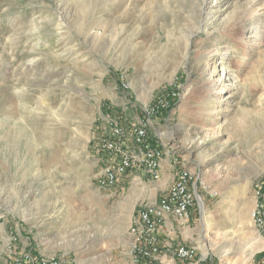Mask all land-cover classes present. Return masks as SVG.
Masks as SVG:
<instances>
[{
	"label": "rangeland",
	"instance_id": "rangeland-1",
	"mask_svg": "<svg viewBox=\"0 0 264 264\" xmlns=\"http://www.w3.org/2000/svg\"><path fill=\"white\" fill-rule=\"evenodd\" d=\"M212 1L0 0V221L24 237L20 252L133 264V202L99 186L96 145L109 141L106 116L129 150L131 125L148 133L143 119L162 113L164 154L197 179L196 263L258 260L264 235L248 213L264 179V0H214L211 18ZM252 2L241 43L229 24ZM169 98L174 107L151 113ZM154 187L145 184L146 204ZM224 231L238 235L216 236Z\"/></svg>",
	"mask_w": 264,
	"mask_h": 264
},
{
	"label": "bare ground",
	"instance_id": "bare-ground-1",
	"mask_svg": "<svg viewBox=\"0 0 264 264\" xmlns=\"http://www.w3.org/2000/svg\"><path fill=\"white\" fill-rule=\"evenodd\" d=\"M163 2L168 3V0H163ZM207 3L205 4V6H207L208 8L209 14H207L208 13L207 12L206 16L211 15V18H212L214 12L215 11L217 12L219 8L218 6L219 3L218 4H214V2L212 4L211 3L207 4ZM252 10H253V2L250 3L241 12H239L240 14L236 15L233 18V16L235 15L234 14L231 18L232 21L229 25L232 27V29L229 27L231 29L229 31L233 32L235 39H238L239 41H241V43L243 42V34L245 32V26L248 23V20L250 19ZM226 16L230 17L229 14ZM224 18H225L224 21L227 20V17L224 16ZM260 22L261 20L258 18L256 27H253L250 30V33L252 32V30H255V28H257L258 23ZM236 25H237V29L234 27ZM225 28H227V30L229 29L228 27H225ZM225 28L223 27L224 30ZM220 30H222V28ZM217 47L218 46H216L215 51H218ZM216 53H213L211 55L214 56V54ZM215 66H213L212 68L213 72L216 70ZM223 70H222V74H223ZM223 75H224L225 80H228V81L233 80V77L231 74L224 73ZM219 79L220 80L217 83V85H220V86L217 92H220L222 90L221 87L228 85L222 82V81H225V80H222V76L219 77ZM214 82H217V81H214ZM165 106L167 107L169 106L167 99L159 100V104L157 103L156 105L153 106L151 113L153 114L157 113L160 109L165 108ZM107 122L108 124L114 125V126L107 125L106 128L108 130V133L110 134L111 144H115V145H110V150H109V141L103 139L99 142L100 147H97L98 148L97 152L99 153V155L102 157H105V160L103 161V165L99 169L100 170L98 174L100 175V179L98 182L99 186H101L104 189H111V190H117V189L123 188L126 186L125 181L127 177L129 176L131 172L133 171L135 172V170L143 173L144 175H148L149 177L153 179L159 178L160 176L159 162L163 156L164 151L159 145H156L149 140L147 130L144 127L139 126V125H131V127L129 128V137H128L129 140L127 141V143L131 146V148L128 150L123 145V143H121L119 140L121 136L123 137L121 126L114 119H109L107 120ZM142 152H145V153H142ZM147 153H151V162H149V155H147ZM125 154L132 155V158H127V171H125V167H122L123 159H120ZM109 178L110 180H108ZM191 179H195V178H193V175L188 170L180 169L176 175V178L174 179L172 184L169 186V188L163 194H161V196H159L158 201L155 204L144 206L137 212L134 221L130 224L128 228V232L131 238L130 251H131V259H132L133 264H147L148 261L151 260L153 256L158 252L159 242L156 238L157 232L151 231V228L153 226V218H145L142 222V227H139V221L143 219V216L146 212L147 214H156L160 217V227L163 225L164 220L168 217H173L174 219L180 222H185V221L192 219L195 213V208H194V199H189L193 195V192H194V183L189 182V180ZM263 184H264V179L261 181H258L255 184L254 186L255 203H254V206L252 204L251 206L252 210H250L248 213V220L249 221L252 220L255 229L260 231L262 235H264V222H260V220L257 217L259 215V208L257 206L259 203V190ZM197 188L198 187L196 186V192L198 191ZM177 194H179V202L177 198H170ZM186 201H187L188 210H186ZM237 217H238V214H237ZM242 226H243L242 223H240L239 228H242ZM228 235L232 237L231 240L227 238ZM237 235L238 233L236 231H224L223 233L216 234V236L221 237L229 242H232L233 238ZM240 237L244 239H249L243 236H240ZM147 239H148L149 247H155V251H151L150 259L148 261H141L139 260V258L136 257L137 248H135V240H139V251H146ZM250 239H254L253 244L257 245L258 248L261 247V239L260 237H258V235ZM185 246L187 247V250L185 251V255L184 257H181L179 259L197 264L194 262L197 256V248L193 245L185 244ZM27 254L28 252H21V253L16 254L11 264H18L17 260H22ZM30 254L35 259V263H38V264H76V262L61 261L59 258L55 256H38L34 254L33 252H30ZM175 255L177 258L181 255L180 244L175 249ZM254 264H264V247H263L262 253L258 257V260Z\"/></svg>",
	"mask_w": 264,
	"mask_h": 264
},
{
	"label": "crops",
	"instance_id": "crops-1",
	"mask_svg": "<svg viewBox=\"0 0 264 264\" xmlns=\"http://www.w3.org/2000/svg\"><path fill=\"white\" fill-rule=\"evenodd\" d=\"M161 115L162 113L157 116L151 117L150 121L145 118L143 119L142 123H144V125L148 127V137L150 138V131H153L152 135L155 137L157 145L163 147V145L165 144L164 142L167 139L165 130L163 131V128H165V125L167 123V119L160 120ZM106 118L109 119L108 116H106ZM175 160L168 154L163 153V156L159 162V178H149L148 176L135 170V172H131L127 177L125 181L126 186L115 190V192L118 191V193L123 192L122 194H130L129 200L131 203L133 202V208L131 209V223L135 219V215L139 210L138 208L144 205L155 204L158 201L159 196H161V194H163L174 181L178 171L180 170L179 167L175 164ZM149 182L155 183L153 192L154 195L150 196V201L148 202L150 204H146L147 200L145 199L146 196L143 190L145 188V184ZM192 219L185 222H180L173 217L166 218L158 233V237L156 233L157 240L159 238L158 252L153 256L151 260L148 261L147 264H194L193 262L181 260L175 255V249L180 243H185L187 245L193 244L191 238L187 234L189 231V223ZM7 229L9 230L4 221H0V264H11L14 256L18 253H21L20 251H23L24 237L22 236V234L19 235L15 233L14 235L16 236L10 237L7 236ZM13 238L15 240H13ZM9 248H11L12 250H17L19 252H15L8 260L6 254L8 253ZM198 261H200L199 258L197 260H194L195 263ZM130 262L132 263V259L130 260ZM200 264L204 263L202 262Z\"/></svg>",
	"mask_w": 264,
	"mask_h": 264
},
{
	"label": "built area",
	"instance_id": "built-area-1",
	"mask_svg": "<svg viewBox=\"0 0 264 264\" xmlns=\"http://www.w3.org/2000/svg\"><path fill=\"white\" fill-rule=\"evenodd\" d=\"M144 112L148 113V116H149V110L145 109ZM106 125L114 126L113 124H106ZM106 134H108L109 136V150H110V145H115V144H111L110 134L108 132H106ZM96 147H100V143H98ZM142 153H145V152H142ZM147 155H149V162H151V153H147ZM127 158H132V155L125 154L122 158H120V159H123L122 167H125V171H127ZM108 180H110V178ZM189 182L194 183V192H193V195L189 199H194V208H195V205L197 203L196 202L197 201V193H196L197 179H191L189 180ZM170 198H177L179 202V194L173 197H170ZM257 207L259 208V215L257 217L260 220V222H264V184L261 186L259 190V203ZM186 210H188L187 201H186ZM145 218H153V226L151 228V231H156L157 237H158V233L161 229L160 217L156 214H147L146 212L143 216V219L139 221V227H142V222ZM158 242H159V238H158ZM135 248H137L136 257L139 258V260L141 261H148L150 259L151 251H155V247H149L148 239H147L146 251H139V240H135ZM180 248H181V255L178 258L184 257L185 251L187 250L185 243H180ZM17 261H18V264H38V263H35V259L30 254V252H28V254L22 260H17Z\"/></svg>",
	"mask_w": 264,
	"mask_h": 264
},
{
	"label": "trees",
	"instance_id": "trees-1",
	"mask_svg": "<svg viewBox=\"0 0 264 264\" xmlns=\"http://www.w3.org/2000/svg\"><path fill=\"white\" fill-rule=\"evenodd\" d=\"M171 101V102H170ZM175 102H176V99H170V100H168V104H169V106H168V108H166V110L163 112V113H166L167 111H169L172 107H174L175 105ZM164 110V109H163ZM162 110V111H163Z\"/></svg>",
	"mask_w": 264,
	"mask_h": 264
}]
</instances>
